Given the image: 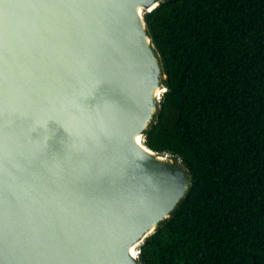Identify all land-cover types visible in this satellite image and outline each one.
Masks as SVG:
<instances>
[{"label":"water","instance_id":"1","mask_svg":"<svg viewBox=\"0 0 264 264\" xmlns=\"http://www.w3.org/2000/svg\"><path fill=\"white\" fill-rule=\"evenodd\" d=\"M164 1L0 0V264H140L187 197L182 162L145 146Z\"/></svg>","mask_w":264,"mask_h":264},{"label":"trees","instance_id":"2","mask_svg":"<svg viewBox=\"0 0 264 264\" xmlns=\"http://www.w3.org/2000/svg\"><path fill=\"white\" fill-rule=\"evenodd\" d=\"M166 75L150 150L187 197L140 264H264V0H166L144 15Z\"/></svg>","mask_w":264,"mask_h":264},{"label":"bare ground","instance_id":"3","mask_svg":"<svg viewBox=\"0 0 264 264\" xmlns=\"http://www.w3.org/2000/svg\"><path fill=\"white\" fill-rule=\"evenodd\" d=\"M139 140H137V142H138ZM139 143V142H138Z\"/></svg>","mask_w":264,"mask_h":264}]
</instances>
